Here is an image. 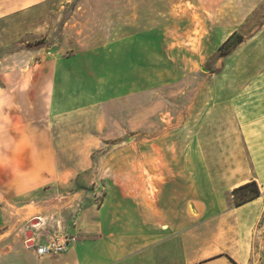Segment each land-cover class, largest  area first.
Segmentation results:
<instances>
[{
	"label": "crops",
	"instance_id": "crops-1",
	"mask_svg": "<svg viewBox=\"0 0 264 264\" xmlns=\"http://www.w3.org/2000/svg\"><path fill=\"white\" fill-rule=\"evenodd\" d=\"M47 1L0 0V19ZM36 52L0 63V228L8 220L3 208L10 210L4 201L10 213L36 212L30 217L39 220L31 247L11 228L0 233V264H264L261 196L238 204L240 180L223 190L210 174L191 175L188 159L169 157V143L161 156L157 143L111 140L126 127H91L101 142L70 145L73 119L90 117L73 104L84 67L70 57L35 61ZM252 107L255 117L264 113L263 103ZM60 120L69 135L63 145L54 138ZM96 150L99 160L91 156ZM249 154L264 189V145L250 142ZM62 233L76 236L66 251L36 253L35 245Z\"/></svg>",
	"mask_w": 264,
	"mask_h": 264
},
{
	"label": "rangeland",
	"instance_id": "rangeland-1",
	"mask_svg": "<svg viewBox=\"0 0 264 264\" xmlns=\"http://www.w3.org/2000/svg\"><path fill=\"white\" fill-rule=\"evenodd\" d=\"M231 34L242 38L224 54L219 46ZM34 51L35 61L70 57L84 67L73 104L90 117L73 119L70 145L101 142L91 127H126L111 140L157 143L161 156L169 143V157L188 159L191 175L210 174L223 190L253 177L264 217L249 154L250 142L264 145V113L255 117L252 107L264 104V0H50L0 19V63ZM57 125L54 138L63 145L69 135L62 120ZM91 156L99 160L102 151ZM201 159L206 165H197ZM4 202L10 210L3 208L0 233L11 228L31 247L22 232L36 212L12 214Z\"/></svg>",
	"mask_w": 264,
	"mask_h": 264
},
{
	"label": "trees",
	"instance_id": "trees-1",
	"mask_svg": "<svg viewBox=\"0 0 264 264\" xmlns=\"http://www.w3.org/2000/svg\"><path fill=\"white\" fill-rule=\"evenodd\" d=\"M242 36L239 35L238 39H235L232 34L228 36L219 46L220 50L224 54H228L237 44L240 42ZM260 190L255 180H250L233 188V194L238 204L243 203L247 200H251L257 197Z\"/></svg>",
	"mask_w": 264,
	"mask_h": 264
},
{
	"label": "built area",
	"instance_id": "built-area-1",
	"mask_svg": "<svg viewBox=\"0 0 264 264\" xmlns=\"http://www.w3.org/2000/svg\"><path fill=\"white\" fill-rule=\"evenodd\" d=\"M76 240L70 233H62L49 237L45 242L34 246L38 255H54L66 251Z\"/></svg>",
	"mask_w": 264,
	"mask_h": 264
},
{
	"label": "water",
	"instance_id": "water-1",
	"mask_svg": "<svg viewBox=\"0 0 264 264\" xmlns=\"http://www.w3.org/2000/svg\"><path fill=\"white\" fill-rule=\"evenodd\" d=\"M33 221H29L28 224H27V228L28 230L26 231V235L28 236V242H31V238H32V235H33V231H32V226L35 223H39V220L37 218H34L32 219ZM30 225V226H29ZM29 233H30V236H29Z\"/></svg>",
	"mask_w": 264,
	"mask_h": 264
},
{
	"label": "bare ground",
	"instance_id": "bare-ground-1",
	"mask_svg": "<svg viewBox=\"0 0 264 264\" xmlns=\"http://www.w3.org/2000/svg\"><path fill=\"white\" fill-rule=\"evenodd\" d=\"M234 161V160H233ZM229 162V161H228ZM236 163V162H235ZM237 165V164H236ZM246 182H248V180L246 179V178H244V179H242V180H240L239 181V183L237 184L238 186L239 185H241V184H243V183H246ZM31 221H33V220H31ZM37 224V223H36ZM33 225H35V222H34V224ZM38 227V226H37Z\"/></svg>",
	"mask_w": 264,
	"mask_h": 264
}]
</instances>
